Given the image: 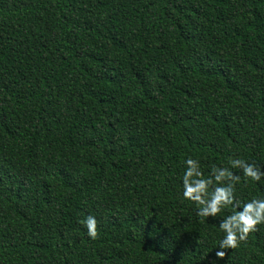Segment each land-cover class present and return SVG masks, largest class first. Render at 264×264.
<instances>
[{"label":"trees","instance_id":"1","mask_svg":"<svg viewBox=\"0 0 264 264\" xmlns=\"http://www.w3.org/2000/svg\"><path fill=\"white\" fill-rule=\"evenodd\" d=\"M189 157L264 170V0H0V264H264V224L216 256Z\"/></svg>","mask_w":264,"mask_h":264},{"label":"clouds","instance_id":"2","mask_svg":"<svg viewBox=\"0 0 264 264\" xmlns=\"http://www.w3.org/2000/svg\"><path fill=\"white\" fill-rule=\"evenodd\" d=\"M184 163L183 197L197 205L198 217L217 218L225 209H236L219 221L223 236L216 256L223 259L227 255L226 249L238 248L242 242L247 241L251 233L259 230V225L264 224V198L254 197L247 202L237 200L235 190L241 176L231 169L241 170L246 181L256 182L264 178V170L255 163L230 158V168L214 165L210 175L205 176L198 160L189 157ZM83 223L87 228V235L91 239H97V219L88 215Z\"/></svg>","mask_w":264,"mask_h":264}]
</instances>
